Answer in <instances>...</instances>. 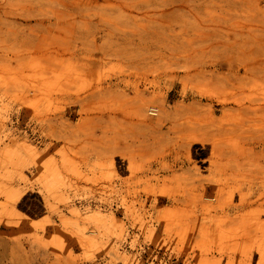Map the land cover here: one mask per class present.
Returning <instances> with one entry per match:
<instances>
[{
    "label": "rangeland",
    "instance_id": "1",
    "mask_svg": "<svg viewBox=\"0 0 264 264\" xmlns=\"http://www.w3.org/2000/svg\"><path fill=\"white\" fill-rule=\"evenodd\" d=\"M251 45L264 0H0V264H264Z\"/></svg>",
    "mask_w": 264,
    "mask_h": 264
},
{
    "label": "bare ground",
    "instance_id": "2",
    "mask_svg": "<svg viewBox=\"0 0 264 264\" xmlns=\"http://www.w3.org/2000/svg\"><path fill=\"white\" fill-rule=\"evenodd\" d=\"M250 53H251L252 58L248 62V68H247L246 75L251 82H255L257 77L262 76L264 78V58L263 57H260L258 59L256 58V56H257L256 55V48L254 45H251ZM254 85H253V87H254ZM250 96H252V97L249 100V109H248L249 113H251L252 116H254L256 114L258 115L261 112L264 113V104H257V100L253 97V95H250ZM252 127L254 128L255 126H252Z\"/></svg>",
    "mask_w": 264,
    "mask_h": 264
}]
</instances>
